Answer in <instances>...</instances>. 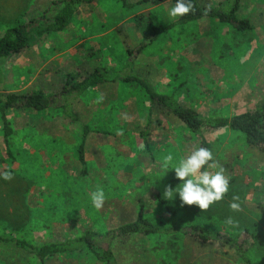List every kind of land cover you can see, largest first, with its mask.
Here are the masks:
<instances>
[{"label": "rangeland", "instance_id": "374dc122", "mask_svg": "<svg viewBox=\"0 0 264 264\" xmlns=\"http://www.w3.org/2000/svg\"><path fill=\"white\" fill-rule=\"evenodd\" d=\"M63 1L70 0H0V37L19 22L44 16L50 21L67 9ZM198 1L215 6L225 0ZM174 5L172 0H82L71 5L63 29L33 37L23 51L0 58V92L56 95V104L45 110L8 109L7 143L0 116V173L13 177L0 175V235L33 244L64 241L132 221L142 208L160 227L198 224L238 238L249 262L230 246L175 233L116 239L118 264H264V152L241 132L204 130L203 146L200 134L155 110L144 142L149 98L138 84L120 79L74 100L59 95L67 73L79 81L98 66L117 70L131 64L157 91L173 93L206 117L264 105V0L240 1L236 16L252 26L243 32L216 19L177 24L168 14ZM151 34L155 38L130 59L128 50ZM84 126L89 132L82 173L77 149ZM194 146L210 149L230 181L228 193L207 211L181 207L178 193L172 201L163 196L165 185L183 183L174 169L161 168L163 157L171 153L172 166H178ZM97 188L105 193L99 210L91 201ZM234 195L239 211L229 207ZM0 264L39 262L8 244L0 247ZM44 264L102 263L86 251H71Z\"/></svg>", "mask_w": 264, "mask_h": 264}, {"label": "trees", "instance_id": "16d2710c", "mask_svg": "<svg viewBox=\"0 0 264 264\" xmlns=\"http://www.w3.org/2000/svg\"><path fill=\"white\" fill-rule=\"evenodd\" d=\"M82 0L63 1L64 7L60 9L51 20L47 16L31 19L28 22H19L7 28L0 37V58H6L15 53L23 51L33 37L42 36L45 32L59 31L68 24V18L72 13V6ZM166 0H153L154 3H161ZM176 3V0H172ZM241 0H225L224 2L210 6L200 3L198 0H192L195 6V12L189 13L177 19V24H187L201 19H216L231 25L234 29L243 32L251 29V24L247 19H238L236 11L239 8ZM207 10V11H206ZM155 35H150L146 40L138 43L132 50H128L129 58H135L137 53L145 46L149 40H153ZM131 65V64H130ZM129 64L123 69H109L104 66H98L86 75H83L79 81H74L70 74L63 76V87L59 95L66 94L68 97L76 99L82 96L87 90L96 85L105 82H114L116 80L130 81L138 84L144 90L149 98V110L146 127L141 131V136L147 140V131L149 129L152 115L155 110H161L174 115L183 122L192 132L201 135V143L206 145L203 137L204 130H216L229 128L241 132L250 146L264 152V105L242 111L232 116L225 117H206L198 113L193 108L187 107L179 102L173 93L167 94L157 91L152 83L146 77L134 72ZM56 104V95L44 91L27 92H0V116L4 128V140L8 142V136L11 133L10 126L6 118V111L11 108H22L32 110H45ZM73 114V113H72ZM67 115H71L68 113ZM73 117V116H72ZM89 132L87 126L83 127L81 143L77 149L79 163L82 165V173L86 171V160L84 153L85 136ZM199 135V136H200ZM142 137V138H143ZM189 235L200 242L213 241L219 245H227L234 249L235 253L245 263L249 260L246 257L245 249L238 238L229 236L208 227L191 224L186 227L165 228L157 226L148 217L145 216L143 209L140 208L137 216L132 221L120 224L114 228L106 229L103 232L96 230H86L79 235L64 241H56L45 244H33L30 241L17 239L14 237L0 235V247L12 244L32 254L39 264H44L47 258L55 254H63L71 251H86L102 264H118L112 244L116 239L127 238L134 235Z\"/></svg>", "mask_w": 264, "mask_h": 264}, {"label": "clouds", "instance_id": "9594fccd", "mask_svg": "<svg viewBox=\"0 0 264 264\" xmlns=\"http://www.w3.org/2000/svg\"><path fill=\"white\" fill-rule=\"evenodd\" d=\"M195 10L192 0H176L175 5L168 9V14L175 20L187 16ZM172 161L173 156L169 153L163 157L160 166L166 170L174 169L176 178L183 183L177 185L176 188L165 185L163 196L166 200L172 201L175 194L178 193L181 207L197 205L201 211H207L211 205L221 201L228 193L229 177L224 174V167L215 160L210 149L194 146L193 150L179 161L178 166H172ZM0 175L5 180L13 178L8 171H4ZM237 200L238 197L234 195L233 202H230L229 205L234 211L240 210V204L235 202ZM91 201L97 210L103 207L105 193L102 188H97L91 193ZM229 223H231V219H229Z\"/></svg>", "mask_w": 264, "mask_h": 264}]
</instances>
